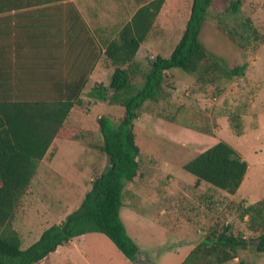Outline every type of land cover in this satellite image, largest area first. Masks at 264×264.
<instances>
[{
  "label": "rangeland",
  "instance_id": "rangeland-1",
  "mask_svg": "<svg viewBox=\"0 0 264 264\" xmlns=\"http://www.w3.org/2000/svg\"><path fill=\"white\" fill-rule=\"evenodd\" d=\"M148 1L81 0V4L86 11L103 12L83 15L90 30L117 31ZM231 1L236 0H213L200 41L225 69L248 64L245 75L210 85L173 69L166 73L174 78L172 87L165 88L156 102L145 101L138 111L134 134L140 166L124 190L120 208L126 232L139 248L137 262L126 259L105 236L87 233L84 243H79L82 263L78 264H181L209 232L222 226L231 225V231L245 239L254 236L247 230V219L239 214L243 206L264 197V42L246 49L240 47L244 46L240 40L228 37L222 24L226 19L220 14ZM239 1L241 15L252 20L264 39V0ZM190 6L191 0H165L140 49V66L145 67L157 55L170 56L185 29ZM92 71V87L100 82L108 86L111 71L105 61ZM92 87L82 91V106H75L65 122L78 130L79 139L54 140L23 196V207L13 223L22 249L76 209L92 180L107 165L100 151L97 120L106 116L118 123L124 111L88 98ZM232 115L240 117V135L232 128ZM219 141L233 147L248 165L238 195L206 183L196 184V178L183 169L185 163ZM67 253L76 256L71 248ZM240 261L264 264V253L252 248L239 251L234 260L224 264ZM59 262L45 259L39 264ZM67 264L76 263L68 258Z\"/></svg>",
  "mask_w": 264,
  "mask_h": 264
},
{
  "label": "trees",
  "instance_id": "trees-1",
  "mask_svg": "<svg viewBox=\"0 0 264 264\" xmlns=\"http://www.w3.org/2000/svg\"><path fill=\"white\" fill-rule=\"evenodd\" d=\"M212 2L191 0L185 29L168 58L157 55L145 67L136 60L165 0L139 5L116 37L104 46V61L111 71L108 86L96 84L86 96L124 111L118 123L106 116L97 120L102 139L100 151L106 156L107 165L92 180L76 209L22 249L20 236L13 226L15 216L22 209L23 196L53 141L79 139L78 130L65 122L74 107L83 104L82 90L99 53L75 6L68 0H0V9L8 11L45 3L64 10L70 19L71 55L79 56L74 59L70 78H65L63 84L56 83L52 93H39L43 94L42 98L0 99V264H39L58 247L87 233L105 236L126 259L137 262L139 248L126 232L120 208L124 190L134 181L140 166L134 134L139 109L147 100L156 102L165 88L172 87L170 82L174 78L166 73L173 69L193 76L197 83L214 85L242 78L248 67L243 64L225 69L200 41ZM240 6L239 0L231 1L220 14L226 19L222 24L228 37L234 42L240 40L244 45L240 47L246 49L262 44L263 37L252 20L241 15ZM230 122L240 135V117L232 115ZM183 169L196 178V184L206 183L234 195L248 165L233 147L219 141L185 163ZM239 216L247 219V230L254 234L252 238L235 235L231 225L222 226L209 232L181 264H224L234 260L239 251L251 248L256 253H264V197L243 206ZM239 264L247 263L240 261Z\"/></svg>",
  "mask_w": 264,
  "mask_h": 264
},
{
  "label": "crops",
  "instance_id": "crops-1",
  "mask_svg": "<svg viewBox=\"0 0 264 264\" xmlns=\"http://www.w3.org/2000/svg\"><path fill=\"white\" fill-rule=\"evenodd\" d=\"M68 1L75 6L80 18L89 30L96 52L99 53L94 61L93 68H95L98 63L104 62V46L117 35L119 29L117 31L108 28L90 30L83 15H93L97 11L100 14L103 12L100 9L86 11L81 0ZM52 4L31 5L10 11L0 9V99L9 97L17 99V97L23 96H41L42 98L43 94L52 93L56 83L57 85H60V82L63 84L65 78H70L74 59L79 56L71 55L69 17L65 16L64 10L60 11L54 8ZM90 7L93 8V6ZM142 45L136 54L137 61ZM91 79L92 73L90 72L83 90L86 87H92L93 80ZM56 87L59 88L60 86ZM242 186L243 182L235 195H238ZM84 236L73 238L67 245L58 247L45 259H59V263L67 264L68 258H70L78 264L82 260L81 258L78 259L82 252L79 243H84ZM68 248L73 249L76 256L67 253ZM75 257L77 258L75 259Z\"/></svg>",
  "mask_w": 264,
  "mask_h": 264
}]
</instances>
